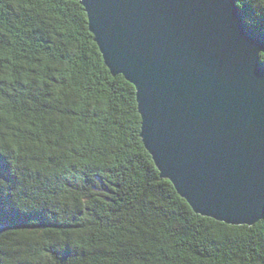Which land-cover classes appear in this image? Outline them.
Segmentation results:
<instances>
[{"label": "trees", "instance_id": "1", "mask_svg": "<svg viewBox=\"0 0 264 264\" xmlns=\"http://www.w3.org/2000/svg\"><path fill=\"white\" fill-rule=\"evenodd\" d=\"M261 2L237 3L258 33ZM140 132L79 1L0 0V264H264V218L195 214Z\"/></svg>", "mask_w": 264, "mask_h": 264}, {"label": "water", "instance_id": "2", "mask_svg": "<svg viewBox=\"0 0 264 264\" xmlns=\"http://www.w3.org/2000/svg\"><path fill=\"white\" fill-rule=\"evenodd\" d=\"M105 66L136 90L140 138L193 212L264 218V33L238 0H77Z\"/></svg>", "mask_w": 264, "mask_h": 264}, {"label": "snow or ice", "instance_id": "3", "mask_svg": "<svg viewBox=\"0 0 264 264\" xmlns=\"http://www.w3.org/2000/svg\"><path fill=\"white\" fill-rule=\"evenodd\" d=\"M6 168H7V164L3 159H0V180L8 179V177L5 174Z\"/></svg>", "mask_w": 264, "mask_h": 264}, {"label": "clouds", "instance_id": "4", "mask_svg": "<svg viewBox=\"0 0 264 264\" xmlns=\"http://www.w3.org/2000/svg\"><path fill=\"white\" fill-rule=\"evenodd\" d=\"M260 10H261L262 12H264V2H261V4H260Z\"/></svg>", "mask_w": 264, "mask_h": 264}]
</instances>
